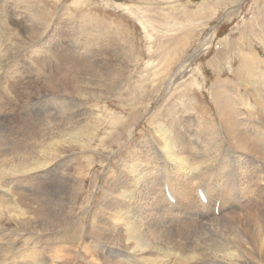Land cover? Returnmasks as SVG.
I'll return each mask as SVG.
<instances>
[{
  "label": "bare ground",
  "instance_id": "6f19581e",
  "mask_svg": "<svg viewBox=\"0 0 264 264\" xmlns=\"http://www.w3.org/2000/svg\"><path fill=\"white\" fill-rule=\"evenodd\" d=\"M27 6L0 0V87L15 101L4 100L0 90V138L11 140L0 142L1 264H264V69L253 60L264 49L241 58L235 70L241 89L233 96L209 92L217 117L202 115L183 95L154 113L148 140L139 139L129 159L124 155L109 166L93 209L89 198L80 201L95 160L97 127L88 125L101 108L109 129L104 136L126 127L130 119L109 105L130 65L115 63L116 57L105 64L102 52L92 59L73 55V46L89 52L90 44L65 40L59 22L50 23L48 32L50 20H37L33 8L24 18ZM15 16L21 17L16 25L10 20ZM78 31V39L92 35L87 28ZM203 49L182 61L174 78L148 66L156 76L151 86L142 83V91L171 88L188 73L184 87L196 85L199 68L187 61ZM243 49L236 47L239 57ZM21 57L37 66L29 63V74L49 66L48 78H17ZM24 79L33 89L21 95L16 88ZM7 107L14 119L7 120L12 128L6 123L3 129Z\"/></svg>",
  "mask_w": 264,
  "mask_h": 264
},
{
  "label": "rangeland",
  "instance_id": "374dc122",
  "mask_svg": "<svg viewBox=\"0 0 264 264\" xmlns=\"http://www.w3.org/2000/svg\"><path fill=\"white\" fill-rule=\"evenodd\" d=\"M24 1L28 4L27 7L29 8V10H26L28 9L27 7L25 10L23 9L24 13H22L24 18H26V12L31 11L30 8H33L32 11L37 13V20H50L47 29L48 32L51 28L50 23L59 22L65 40L73 42L77 39V46H87L90 44L91 47H88H90L89 52L91 54L88 51H78V49L73 46V50L75 51L74 53V51L71 50L73 55L78 56L79 54L78 57L83 55V57H86L89 54L87 56L88 59L89 57L92 59L94 54L102 52V61L104 60L105 64L110 65L118 59L119 61L115 63L119 65H130L127 70H123L121 73L124 79L119 82L116 98L110 100L109 105L111 111H115V115L120 114L119 116L130 119L126 123V127L123 129H120L121 127L114 129L110 137L104 136V132H108L109 129L106 128L108 123L106 119L103 118L106 112L101 108L94 109L93 117L96 120L93 124L89 123L90 125H88L89 128L93 126L97 127L96 140L93 144L94 150H92L95 160L93 162V168L89 171V178L85 184L86 189L84 190V194L80 196V201L84 202L86 198H89L90 202H92L91 206L93 209L100 200L103 184L108 176L110 177L109 170H111V168L109 166H115L117 160L124 155L125 159H129L130 152L128 151H130L129 149H131L132 145L139 139L147 138L148 140L150 137L149 121L154 119L157 112L165 108L167 103L172 104L176 97L183 95L185 99L190 97L188 99L190 100L189 102L193 100L191 105L195 106L202 115L212 114L213 117H217L209 92L215 89L214 93H222L223 97H227L228 94H232L233 96L237 88L241 89V85L235 74V70L241 62V58L247 55L250 56L255 51L264 49V0ZM16 17L17 16L10 18L15 25L21 18ZM24 22L23 20L21 23ZM79 28H87V30H90L92 33L91 37L85 38V36L81 34L80 39H78L80 36L78 31ZM215 30L217 32L216 35H214ZM97 33L101 35L99 36ZM97 35L100 39L96 37ZM90 39L91 41L93 40L92 43ZM95 39L96 41L94 43ZM87 40L89 41L87 42ZM96 42L104 45H100V47ZM201 42L205 43V45H202ZM111 43L114 48L112 45L109 46ZM105 45H108V47H104ZM238 46L244 48L242 57L236 54V47ZM197 48L204 49L202 51L200 50L201 52L196 55V57L192 58V60L187 61H192V67L197 66L199 68L196 77L198 83L196 85L184 87V84H187L190 80V75H188L190 73H188L186 76H183V78L180 77L179 79L182 78L181 80L172 84L171 88L170 86L167 87V85H162V87H150V90H147L148 92L142 91L141 85H145V83L148 82L151 86L156 76H154L150 68L147 69L148 66L153 67V65H155L156 69L165 71V75H168V79L174 78V76L178 74L177 70H179V64L190 58L193 54H197L195 53V49ZM104 49H106V52ZM120 49L122 51H120ZM123 51L125 53H121ZM110 54H114V56H110ZM120 54H122V57ZM120 58L122 59L120 60ZM249 58L251 59V56ZM19 59L22 61L20 60V64L16 63L17 65L14 67V71L17 70L15 74L17 78L23 74L29 75L31 78L33 77L32 80L43 81L44 78H46L49 66L44 67L43 71L39 68L40 72H38L40 74H38L41 76H36L32 74V72H30V74L28 73L32 71L30 69L28 70L30 63L29 59L24 57ZM253 60H257L258 64L256 62V65H258L261 70L262 68L264 69L263 54L259 55V57L255 55V59ZM120 61H122V63ZM26 62H28V64ZM219 64L223 66L222 70L218 67ZM23 66L26 69H24ZM31 66L34 67L35 65L32 63ZM22 67L25 72L21 69ZM36 67L37 66L34 68ZM36 70L38 69L36 68ZM187 70L189 71V67ZM65 72L64 70V73ZM158 75L164 76L162 72H159ZM42 76L45 77L42 79ZM37 77L41 79H36ZM19 83L21 85L23 83L21 88H16L19 94L22 92L21 95H26L32 92L33 82L29 83L27 79H24L19 81ZM24 83L27 84L25 85ZM222 84L224 89L221 91L218 85L222 87ZM0 90L4 100L8 99L13 103L15 102L13 98L14 93L4 91L1 87ZM195 99L197 101H195ZM13 103L10 105L11 107H13ZM170 104L168 105L171 106ZM175 105L177 106V104ZM180 106L181 105H178L179 112L183 108ZM10 110L11 108L7 107L4 111L6 115L1 117V127L3 129L6 123L8 126L7 128H12L9 127L10 122L7 121L8 119L11 120V118L14 119V115L9 114ZM2 114L3 112L1 115ZM192 114L194 115V112H192ZM130 130L133 131L132 135H128ZM101 138H103L102 141H100ZM0 142L10 144L11 140L5 142L0 138ZM147 146H149V141L142 142L140 145L142 148H146ZM106 153H109L110 156ZM101 157L104 159L100 161ZM84 161L85 159H83V163L86 164V161ZM116 172L118 173L117 170ZM64 245H66V243ZM80 250H82V245L78 247V251Z\"/></svg>",
  "mask_w": 264,
  "mask_h": 264
}]
</instances>
